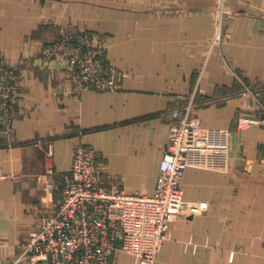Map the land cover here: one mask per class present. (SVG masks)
I'll return each instance as SVG.
<instances>
[{"label": "crops", "instance_id": "crops-1", "mask_svg": "<svg viewBox=\"0 0 264 264\" xmlns=\"http://www.w3.org/2000/svg\"><path fill=\"white\" fill-rule=\"evenodd\" d=\"M70 31L91 34L117 90L74 94L65 64L42 58ZM0 57L23 79L13 139H0V264L56 207L44 185L80 143L107 183L152 194L168 111L189 102L201 128L229 132L227 167L187 168L183 216L154 264H264V126L236 127L254 113L240 81L264 98V0H0ZM191 203L204 208L190 215ZM138 263L122 252L110 262Z\"/></svg>", "mask_w": 264, "mask_h": 264}, {"label": "built area", "instance_id": "built-area-1", "mask_svg": "<svg viewBox=\"0 0 264 264\" xmlns=\"http://www.w3.org/2000/svg\"><path fill=\"white\" fill-rule=\"evenodd\" d=\"M61 36L43 48L42 58L65 64L74 94L118 89L116 70L91 35L81 31ZM220 43L217 34L213 44ZM22 80L0 57V139L7 143L14 136ZM240 83L254 113L239 116L237 129L264 126L261 91ZM194 108L189 102L168 111V142L152 194H129L107 183L99 153L91 146L76 145L69 170L44 185L46 193L57 194L56 207L41 216L9 264H110L118 252L137 257L138 264H154L170 236V225L183 216L181 181L187 168L227 167L229 132L201 128L192 115ZM4 177L0 161V178ZM202 208L201 203H191L187 213L194 215Z\"/></svg>", "mask_w": 264, "mask_h": 264}, {"label": "rangeland", "instance_id": "rangeland-1", "mask_svg": "<svg viewBox=\"0 0 264 264\" xmlns=\"http://www.w3.org/2000/svg\"><path fill=\"white\" fill-rule=\"evenodd\" d=\"M71 32H75V31H70V32H65V33H63V35H66L67 33H71ZM77 32H79V31H77ZM85 33H87V34H89V35H91L90 33H88V32H85ZM62 37V36H61ZM60 36L58 37V38H56V39H54V40H52V41H50L49 43H47V44H50V43H53L55 40H57V39H59V38H61ZM93 39V38H92ZM44 48V47H43ZM43 54H42V52H41V56H42ZM106 60V59H105ZM7 65H8V63H7Z\"/></svg>", "mask_w": 264, "mask_h": 264}]
</instances>
